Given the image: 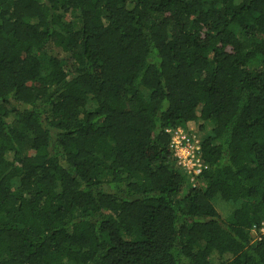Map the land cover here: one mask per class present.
<instances>
[{
	"label": "trees",
	"instance_id": "1",
	"mask_svg": "<svg viewBox=\"0 0 264 264\" xmlns=\"http://www.w3.org/2000/svg\"><path fill=\"white\" fill-rule=\"evenodd\" d=\"M263 227L264 0H0V264H264Z\"/></svg>",
	"mask_w": 264,
	"mask_h": 264
},
{
	"label": "built area",
	"instance_id": "2",
	"mask_svg": "<svg viewBox=\"0 0 264 264\" xmlns=\"http://www.w3.org/2000/svg\"><path fill=\"white\" fill-rule=\"evenodd\" d=\"M182 141H184V137L180 134L175 135L172 140V145L174 149V155L178 159V165L184 170H186L187 174L190 176L198 175L200 172V166L198 164V160L194 158V152L193 148L194 146L191 144L186 143L185 145L182 144ZM192 181L193 179L190 178ZM262 235L264 236V227L261 229Z\"/></svg>",
	"mask_w": 264,
	"mask_h": 264
},
{
	"label": "rangeland",
	"instance_id": "3",
	"mask_svg": "<svg viewBox=\"0 0 264 264\" xmlns=\"http://www.w3.org/2000/svg\"><path fill=\"white\" fill-rule=\"evenodd\" d=\"M261 233H262V231H260ZM260 232H256V230H253L252 232H251V236H252V238H253V241L254 240H257V238H259L260 237ZM263 234V233H262Z\"/></svg>",
	"mask_w": 264,
	"mask_h": 264
},
{
	"label": "clouds",
	"instance_id": "4",
	"mask_svg": "<svg viewBox=\"0 0 264 264\" xmlns=\"http://www.w3.org/2000/svg\"><path fill=\"white\" fill-rule=\"evenodd\" d=\"M188 175V174H187ZM261 231V230H260ZM260 237H264L262 234H261V232H260Z\"/></svg>",
	"mask_w": 264,
	"mask_h": 264
}]
</instances>
